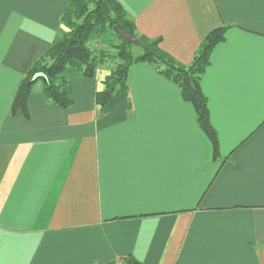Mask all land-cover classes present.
Here are the masks:
<instances>
[{
  "label": "crops",
  "instance_id": "1",
  "mask_svg": "<svg viewBox=\"0 0 264 264\" xmlns=\"http://www.w3.org/2000/svg\"><path fill=\"white\" fill-rule=\"evenodd\" d=\"M120 1L186 66L227 27L202 77L218 154L149 63L130 67L104 112L95 92L110 62L94 77L65 69L69 108L39 83L29 117L11 114L27 71L68 31L70 0H0V264H264V0ZM104 33L91 46L119 42Z\"/></svg>",
  "mask_w": 264,
  "mask_h": 264
},
{
  "label": "trees",
  "instance_id": "2",
  "mask_svg": "<svg viewBox=\"0 0 264 264\" xmlns=\"http://www.w3.org/2000/svg\"><path fill=\"white\" fill-rule=\"evenodd\" d=\"M62 21L68 31L27 71L13 97L11 114L21 113L24 117H29L28 100L35 85L39 83L53 104L69 108L73 99L65 90L67 80L64 79L63 72L66 68L74 67L84 76L94 77L106 59L120 58L121 63L105 78V88L95 92L96 103L104 112L115 96L128 90L130 67L135 63H149L179 87L183 99L193 106L199 126L211 141L214 155L218 154L219 139L211 123L202 77L210 64L213 49L225 38L227 27L221 26L209 32L192 63L186 66L178 63L161 48L162 38L149 39L142 36L120 0H70ZM118 24L135 37L137 43L128 42L117 34L119 42L112 46L115 54L105 49L95 51L90 46L96 33L114 31V26ZM135 45L141 50L137 55L131 51V47ZM121 260L123 264H143L132 256Z\"/></svg>",
  "mask_w": 264,
  "mask_h": 264
},
{
  "label": "rangeland",
  "instance_id": "3",
  "mask_svg": "<svg viewBox=\"0 0 264 264\" xmlns=\"http://www.w3.org/2000/svg\"><path fill=\"white\" fill-rule=\"evenodd\" d=\"M110 31V34H112V35H116V36H118L114 31H111V30H109ZM109 34V33H108ZM103 36H105V35H107L106 33H104V34H102ZM118 39V38H117ZM119 40V39H118ZM118 42V41H117ZM105 46V50H107V51H109V52H112L113 54H115V49L113 48V47H110V46H108L107 44L106 45H104ZM95 51H98V50H95ZM131 51L133 52V54H135V55H137V54H139V52L141 51L140 50V48L137 46V45H135V46H132L131 47ZM104 62H110V65L111 66H109L110 67V72H109V74H111V72L113 71V69H115V67L119 64V63H121V59L120 58H116V57H112V58H110V59H106ZM108 74V75H109ZM107 75V76H108ZM106 76V77H107ZM121 94V93H120Z\"/></svg>",
  "mask_w": 264,
  "mask_h": 264
},
{
  "label": "water",
  "instance_id": "4",
  "mask_svg": "<svg viewBox=\"0 0 264 264\" xmlns=\"http://www.w3.org/2000/svg\"><path fill=\"white\" fill-rule=\"evenodd\" d=\"M114 32L118 34L120 37L124 38L128 42L131 43H137V39L133 36H131L129 33H127L120 24L115 25L113 28Z\"/></svg>",
  "mask_w": 264,
  "mask_h": 264
},
{
  "label": "built area",
  "instance_id": "5",
  "mask_svg": "<svg viewBox=\"0 0 264 264\" xmlns=\"http://www.w3.org/2000/svg\"><path fill=\"white\" fill-rule=\"evenodd\" d=\"M91 46V45H90ZM94 50H99L98 48H94L93 46H91ZM116 264H123L122 260H119Z\"/></svg>",
  "mask_w": 264,
  "mask_h": 264
}]
</instances>
